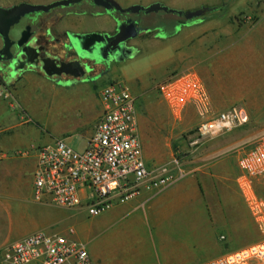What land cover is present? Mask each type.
Segmentation results:
<instances>
[{
    "label": "crops",
    "instance_id": "0c3cea01",
    "mask_svg": "<svg viewBox=\"0 0 264 264\" xmlns=\"http://www.w3.org/2000/svg\"><path fill=\"white\" fill-rule=\"evenodd\" d=\"M114 27L111 14L95 11L67 14L55 29L58 32H109ZM261 29L254 36L261 37L264 44V23ZM152 45L143 42L132 45L141 47V51L133 58L113 63L110 70L95 81L61 85L40 73L27 71L6 85L0 83V199L19 190L21 185L27 186L30 193L28 198H22L28 203L18 207L0 200V221L6 222V227L8 222L0 247L57 225L60 229L55 233L86 245L93 264H201L249 242L247 235L241 234L238 239L239 230L248 224V216L232 183L240 174L233 157L193 168L191 174L153 197L143 193L90 217L84 233L83 226L82 232L76 229L85 217L84 212L37 203L31 198L36 149L60 138L72 146L69 138L78 137L84 141L83 148L86 147L102 113L101 87L121 81L134 97H145L151 81H147L146 76L126 79L123 73L126 62L150 53L156 44ZM164 61L153 66L158 82L164 74ZM73 100L75 107L79 105L74 117L55 135L43 131L40 124L32 120L33 107L38 110L41 122L39 114L46 106L64 105ZM161 111L151 108L149 115L156 116ZM137 122L143 159L147 165H156L161 158L162 144L147 120L139 119L138 110ZM69 229L73 231L71 234Z\"/></svg>",
    "mask_w": 264,
    "mask_h": 264
},
{
    "label": "built area",
    "instance_id": "2783aa9c",
    "mask_svg": "<svg viewBox=\"0 0 264 264\" xmlns=\"http://www.w3.org/2000/svg\"><path fill=\"white\" fill-rule=\"evenodd\" d=\"M154 90L171 114L192 106L201 116L195 128L198 139H211L247 122L241 107L210 114L202 81L192 73L171 75ZM102 113L86 147L77 151L65 139L36 149L31 198L98 216L143 193L153 197L192 171L176 156L163 164L147 165L143 159L137 110L138 99L121 81L99 90ZM210 116V117H209ZM237 184L251 215L264 224V135L248 149H238ZM73 231L69 229L71 234ZM0 264H93L86 245L63 234L34 232L0 247ZM201 264H264V240L223 254Z\"/></svg>",
    "mask_w": 264,
    "mask_h": 264
},
{
    "label": "rangeland",
    "instance_id": "374dc122",
    "mask_svg": "<svg viewBox=\"0 0 264 264\" xmlns=\"http://www.w3.org/2000/svg\"><path fill=\"white\" fill-rule=\"evenodd\" d=\"M20 1L31 4H48L57 0H0V5L11 6ZM122 7L132 4L148 5L159 1L169 7L182 10H196L201 7H219L222 0H115ZM264 0H233L223 18H211L200 25L182 27L171 23L178 19L174 15L156 12L149 15L151 20H169L166 26L170 35L159 38H135L129 44L138 42L156 44L148 54L125 63L124 78L146 76L151 81L150 90L138 99V116L145 118L148 126L155 132L161 142L163 150L157 164L169 161L176 156L182 161L183 166L192 170L199 166H207L219 158L233 157L236 163L238 149L250 148L256 139L264 135V44L261 37L256 39V32L261 31L264 23ZM262 26V27H261ZM138 45V44H137ZM152 45V46H153ZM138 52L141 47L136 46ZM165 60L161 81L171 75L192 73L204 84L209 101V112L217 114L227 111L232 107H241L247 114V122L234 127L211 139H198L197 145H192L197 137L195 128L201 116L192 106H188L184 113L173 115L167 106L162 103L154 90L157 76L153 68L157 63ZM150 73V74H149ZM159 73V72H157ZM118 80V79H116ZM157 81V82H156ZM159 81V82H161ZM158 82V83H159ZM154 85V86H153ZM76 102L68 104L59 103L46 106L39 114L33 107L32 120L40 124L43 131L53 133L69 123L74 117L77 107ZM162 110L158 115H149L150 109ZM210 117V116H209ZM40 122V123H39ZM34 125V124H33ZM139 130V126H138ZM53 136V135H52ZM69 143L77 151L84 146V141L78 138H69ZM167 150V151H166ZM170 154H172L170 156ZM235 157V158H234ZM235 190L247 211L248 224L239 230L238 239L248 236L249 242L238 249L264 240V224H260L251 215L244 202L242 193L236 181H232ZM257 192H262V185H255ZM28 187L21 185L17 191L0 200L11 207L24 205L22 198H28ZM30 196V193H29ZM80 226L76 227L82 232V226H88L90 217L81 218ZM8 229V222L0 221V239ZM60 229L57 225L47 227L43 232L50 234ZM225 237V235L223 234ZM221 239L224 243L225 239ZM237 249V250H238Z\"/></svg>",
    "mask_w": 264,
    "mask_h": 264
},
{
    "label": "water",
    "instance_id": "95a60500",
    "mask_svg": "<svg viewBox=\"0 0 264 264\" xmlns=\"http://www.w3.org/2000/svg\"><path fill=\"white\" fill-rule=\"evenodd\" d=\"M80 1L82 0H57L48 4L20 2L8 7L0 6V37L2 41L0 58L4 56L8 60L13 59V63H17L18 65L32 63L34 58H37L38 52L37 49L27 45L29 34H26L27 32L23 33L20 38L13 40L9 36L10 29L16 25L24 15L38 11L47 12L58 6H72L78 4ZM93 4L101 7L105 13L114 10L121 14L141 13L147 15L161 11L183 18L184 21L177 24L179 30L182 26H195L211 18H222L219 13L211 12L207 7H201L196 10H182L169 7L159 1L152 2L148 5L132 4L127 7H122L115 0H93ZM115 23L116 25L113 32H67L68 44L66 47L71 50V56H73L74 59L67 62L61 61L56 63V60L46 57L40 60V73L50 81L61 85L95 81L102 76L103 73L92 78L86 77L85 75L92 70L90 67L91 64L105 62L109 67L111 63L122 62L126 59L135 57L138 50L136 47L130 44L128 45L127 41L136 38L139 34V29L135 26L134 22L131 21L121 23L115 20ZM175 34L176 33H173L171 36ZM160 37L166 38L164 35ZM12 47L17 49L15 58L11 52ZM20 56H24L25 59H18ZM61 75L70 76L75 79L74 81L63 83L57 79Z\"/></svg>",
    "mask_w": 264,
    "mask_h": 264
},
{
    "label": "flooded vegetation",
    "instance_id": "af4514ba",
    "mask_svg": "<svg viewBox=\"0 0 264 264\" xmlns=\"http://www.w3.org/2000/svg\"><path fill=\"white\" fill-rule=\"evenodd\" d=\"M95 11H103V9L101 7L95 6L93 4V0H82L78 4L72 6H66V7L58 6L50 9L47 12L38 11L21 17L18 23L10 29L9 36L11 39L17 40L18 38L21 37V35H23V33L27 32L26 34H29V37H28V43L27 42L26 43L27 45L37 49L38 52L37 58L36 59L34 58L32 63H25L23 65H18L17 63H13L12 61L13 59L8 60L4 56H1L0 83L2 85H6L8 82L19 78L22 74H24L29 70H32L31 72L40 73L41 72L39 68L41 66L40 60L46 57H50L51 59L56 60V63H59L61 61L67 62L69 60H73L74 57L71 56V50L66 47V45L68 44L67 32H73V31L65 30L58 32L55 29V27L58 25L61 19L67 14L70 13L89 14V13H94ZM109 14H111L114 21L117 20L121 23L129 22V21L134 22L135 26L139 29V34L136 38H159L158 36L161 35H164L167 38L170 35V33L166 28V26L169 23V20L167 19L156 20L153 22V20H151V18L149 17L150 14L147 15L141 13L121 14L114 10H111ZM177 18L178 19H176L171 23L177 25L178 23L184 21L183 18H179V17ZM114 28L111 30L112 32ZM131 40L127 41L128 45ZM1 47H2V41H1L0 49ZM11 52L13 53L14 55L13 57L15 58L17 55V49L12 47ZM18 59L23 60L25 59V57L20 56ZM112 64L113 63H111L109 67L105 62H101L99 64H91L90 67L92 70L85 76L92 78L101 73H103L102 75H104L110 70ZM57 79L65 83L69 81H74L75 78L66 75H61ZM79 83H83V82H79ZM72 84H76V83H71V85Z\"/></svg>",
    "mask_w": 264,
    "mask_h": 264
},
{
    "label": "trees",
    "instance_id": "16d2710c",
    "mask_svg": "<svg viewBox=\"0 0 264 264\" xmlns=\"http://www.w3.org/2000/svg\"><path fill=\"white\" fill-rule=\"evenodd\" d=\"M232 1L233 0H222V3L219 7H212V8H209V10L211 12L219 13L221 15V17L223 18L226 15L227 10H228Z\"/></svg>",
    "mask_w": 264,
    "mask_h": 264
}]
</instances>
